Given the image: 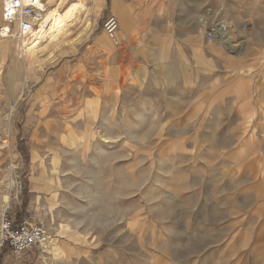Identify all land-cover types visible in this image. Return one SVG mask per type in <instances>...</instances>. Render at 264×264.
<instances>
[{
	"label": "rangeland",
	"instance_id": "1",
	"mask_svg": "<svg viewBox=\"0 0 264 264\" xmlns=\"http://www.w3.org/2000/svg\"><path fill=\"white\" fill-rule=\"evenodd\" d=\"M82 1L33 60L0 50V211L61 264H264V0H132L119 47Z\"/></svg>",
	"mask_w": 264,
	"mask_h": 264
},
{
	"label": "built area",
	"instance_id": "2",
	"mask_svg": "<svg viewBox=\"0 0 264 264\" xmlns=\"http://www.w3.org/2000/svg\"><path fill=\"white\" fill-rule=\"evenodd\" d=\"M49 0H2V23L0 37L13 39L24 49L38 36L43 35L46 27L41 28L42 14L48 8ZM167 1V0H158ZM118 22L113 15L103 22V31L119 47L117 37ZM208 39L212 38L210 32ZM48 240V233L41 224L23 223L19 226L11 216L9 206L0 214V249L9 247L13 256L19 257L30 250L40 248Z\"/></svg>",
	"mask_w": 264,
	"mask_h": 264
},
{
	"label": "bare ground",
	"instance_id": "3",
	"mask_svg": "<svg viewBox=\"0 0 264 264\" xmlns=\"http://www.w3.org/2000/svg\"><path fill=\"white\" fill-rule=\"evenodd\" d=\"M54 1L55 0L48 1V8L42 14L43 20L41 21L40 27L41 28L46 27L45 33L43 35L38 36L35 40H33L30 43L28 47L24 49H21L19 46H17V49L19 50V54L21 53L24 56V58L33 60L36 57V54L41 49L45 51V49H47V47L52 42H55V40L59 36H61L63 32H65L69 24H71L73 20L76 19L79 12L82 11L84 8L83 1L77 0L71 3L70 5H68V7L64 9V11L60 12L59 6H60L61 1H59V3L57 2L55 7H51V3ZM0 22L2 23V0H0ZM205 26H206V22L202 23V29H204ZM220 33L223 35L226 34V28L224 27V25H221ZM227 41H230V38L227 37ZM11 42H12V39H9L8 41L7 39H3L2 37H0V50L9 49ZM10 128H11V124L8 122L5 125V129H4L5 134L11 133ZM107 137L108 136H104V138H107ZM35 157L36 156L33 155L32 159L34 160ZM42 182H44V179L42 178L41 175L39 177H36L35 179L36 184H39V183L41 184ZM44 186L47 188V185H44ZM1 212L2 211H0V214ZM42 247L44 249V252L47 253L48 255L47 258L48 260H50V263L55 264L60 257V252L59 253L57 252L55 242L48 240L46 241V243L42 245Z\"/></svg>",
	"mask_w": 264,
	"mask_h": 264
},
{
	"label": "crops",
	"instance_id": "4",
	"mask_svg": "<svg viewBox=\"0 0 264 264\" xmlns=\"http://www.w3.org/2000/svg\"><path fill=\"white\" fill-rule=\"evenodd\" d=\"M131 2H132V0H110L109 5H108L111 15L113 13L114 16H116V18L118 19L119 25L121 27H124L126 32L128 31L126 20L129 17V9H130V3ZM137 2H138V4H141L140 0H137ZM104 3H105V1L101 5V7L104 6ZM171 7H172L171 4L163 5L161 7H160V5H157L156 11L160 14L168 15L172 9ZM0 24H1V22H0ZM144 25H146V24L144 23ZM36 177H38V176L34 175L32 178L34 181L35 189L37 191L47 192L48 190H46V187L43 184H41V186L39 185V188L37 187V185L35 183ZM31 219H32V217L28 213H24L22 215L21 220L16 221V225L19 226L23 223H30L29 220H31ZM60 257L61 258L59 261H57V264H61V260L66 258V257H62V256H60Z\"/></svg>",
	"mask_w": 264,
	"mask_h": 264
}]
</instances>
